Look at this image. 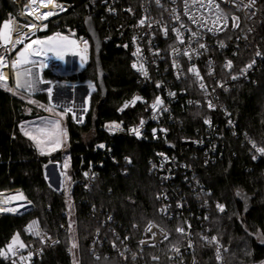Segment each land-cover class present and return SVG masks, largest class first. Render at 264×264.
Masks as SVG:
<instances>
[{"label": "trees", "instance_id": "obj_1", "mask_svg": "<svg viewBox=\"0 0 264 264\" xmlns=\"http://www.w3.org/2000/svg\"><path fill=\"white\" fill-rule=\"evenodd\" d=\"M59 1L70 3L73 11L50 21L46 31L40 33V38L74 27L87 35L83 16L89 2ZM16 10L10 0H0V35L3 24ZM93 19L101 43L99 56L90 40V59L79 73L67 77L56 76L49 71L43 73L46 81L72 85L92 81L95 87L84 123L77 124L70 114L65 119L71 177L67 193L53 191L44 175L45 165L51 161L60 162L61 154L40 155L20 128L23 123L42 117L43 110L29 103L25 94L12 95L0 87V193L21 189L34 205L33 211L22 216L0 214V248L16 234L23 236L25 244L31 242L24 236L23 228L38 219L60 243L47 247L37 264H74L68 226L70 197L75 201L73 219L80 228L79 264H134L118 256L98 259L92 254L91 241L104 228L96 218L101 212L103 216L98 219L112 216L121 233L133 240L142 237V230L149 222H155L174 234L173 223L159 213L160 184L158 178L150 174V162L155 160L156 153L167 152L165 146L150 138H111L105 131V126L112 122H138L140 107L123 116L118 115L117 110L125 99L146 94V89L137 84L129 52L123 48L120 26L124 19H105L101 14H93ZM33 99L44 106L49 105L47 93L36 94ZM222 103L236 121L241 134L239 138L227 134V139L221 143L223 155L215 165L203 167L195 163L199 179L209 194L208 226L226 248L224 264H264V151L263 156L257 158L250 146L255 144L260 150L264 149V71L257 77L256 84H244L223 93ZM209 116L206 110L180 114L183 126L177 130L187 138L193 137L201 120ZM242 136L250 144L245 143ZM90 167H93L96 178L92 191L86 192L79 180ZM74 183L76 186L71 191ZM237 191L254 197L246 215L243 214L242 203L236 198ZM218 205L223 206V211L216 207ZM192 207L198 212L194 205ZM171 245L146 250L145 264H170L168 254ZM201 258L202 264H215L213 251L208 248L201 250Z\"/></svg>", "mask_w": 264, "mask_h": 264}, {"label": "built area", "instance_id": "obj_2", "mask_svg": "<svg viewBox=\"0 0 264 264\" xmlns=\"http://www.w3.org/2000/svg\"><path fill=\"white\" fill-rule=\"evenodd\" d=\"M51 1L55 4V14L38 20L26 14L32 0H10L17 8L15 14L8 17V21L15 22L13 37L27 35L32 25H35L36 29L31 36L25 37V42L32 38L40 39V33L46 31L50 21L73 11L68 2ZM88 2L92 17L93 14H101L105 19H124L120 26L123 48L129 52L137 84L146 89V94L125 99L117 110L118 115L123 116L131 109L140 107L138 122H112L105 126V131L111 138H150L165 146L167 152L156 153L155 160L150 162V174L158 178L160 184L159 213L174 225L172 234L161 225L149 222L142 230V237L133 240L131 236L121 233L112 216L98 219L100 215L103 216L101 212L96 218L104 228L91 241L92 254L98 259L118 256L134 264H145L146 250L159 249L172 243L168 254L170 264H202L201 250L207 248L213 251L215 264H224L226 248L208 226L209 194L199 179L200 173L195 163L203 167L215 165L223 155L221 143L227 139V134L234 138H239L241 134L236 121L222 103V94L244 84H256L257 77L264 71V0ZM87 18L86 13L84 22ZM66 33L77 41L74 52L83 51L81 58L89 61L91 42L87 35L82 34L77 27L68 28ZM0 48L8 51L2 55L5 59L18 49L20 52L22 44L16 42L12 46L1 41ZM71 56L68 53L66 58ZM13 62L10 61L11 80L13 73L18 70ZM51 62L55 61L43 64L48 67ZM141 65L147 71V76L138 71ZM193 68L196 72L190 71ZM87 86L90 87L89 84ZM93 89L90 88L91 94ZM157 97L162 103L153 109ZM202 110H206L210 116L201 120L193 137L187 138L181 130H177V127L183 126L180 114ZM116 125L119 128H115ZM133 129H139V135ZM243 136V141L250 144ZM250 146L257 158L263 156L257 145ZM52 167H55V171L51 170ZM44 175L57 193L64 192L58 163L45 165ZM95 178L93 167H90L84 171L79 184L84 191L90 192ZM28 202L27 211L18 216L34 209L32 202ZM69 203L74 208L72 197ZM192 205L198 212L193 210ZM23 234L31 242L22 246L8 241L0 248V264H37L47 247L60 243L38 219L29 222L23 228Z\"/></svg>", "mask_w": 264, "mask_h": 264}, {"label": "rangeland", "instance_id": "obj_3", "mask_svg": "<svg viewBox=\"0 0 264 264\" xmlns=\"http://www.w3.org/2000/svg\"><path fill=\"white\" fill-rule=\"evenodd\" d=\"M61 34H63V32ZM26 36L27 35L19 37L20 39L17 40V43H20L21 40L23 39V37L25 38ZM52 36H53V34L49 35V36H45V37L47 38V41L51 42V41H54L52 39L53 38ZM0 41H1V39H0ZM3 43L9 44V42L6 40H3ZM24 47H25V49H23V53L26 54L28 62H36V61H32V59L36 60V58L33 56L32 52H31V49L29 47V43H27V45H24ZM4 53H8V51L3 49V48H0V56H2ZM76 53H79L80 55H82L83 51H76ZM18 54H19V49L15 53H13L12 56L7 55L5 60H6L8 66H10V61H12V60H14V62H13L14 66H17L18 64H20L19 57L16 56ZM29 55L31 56L32 59L30 58ZM15 56H16V58L14 59ZM43 60L45 61L46 59H41L40 61H43ZM63 61L66 62L65 60H63ZM86 65L84 67H86ZM84 67L80 68V67L74 66L70 63H63L62 64L60 62L59 63L51 62V65H49L47 67L43 63H37V64H33L30 66H23L22 68L16 70L13 73V80L10 79L11 82L9 81L10 85L7 84L5 81H2L0 79V87L7 89L12 95H14L16 93L17 94H20V93L25 94L27 97H29V99H28L29 103L34 104L35 107H38L41 110H43L44 115L42 117H40L38 119L31 120V121H27V122L23 123L20 126V128H21L22 133L33 142L35 148L37 149V151L40 155L52 156V155H55L56 153L61 154L62 159L60 160V162L51 161V164L52 163L53 164H55V163L59 164V173H60L61 178H62V184H63V191L64 192H66L67 189H69L70 184H71V177H70V172H69L70 155H69L68 135H67V131H66L65 119H66L67 115L70 114L72 116L74 122H76L77 124H83L84 120H85V116H86V114L90 108V99H91L90 96H91V94L89 95V93H87V95H86L88 98L87 101H86V99H85V101H83L84 95H82V97L79 100H77V102H78L77 105L79 107H82L87 102L86 111H84V112L73 113V112L69 111L68 109L67 110L66 109L61 110L59 108H54L50 105L51 104L50 99H49V105H48L49 107L44 106L43 104H41L39 102H34L33 96H35L36 94L33 95V94L28 93V92L21 89L23 86H22V84L21 85L17 84L16 74L24 72L25 75H28L29 71L32 70L35 81H37V79H38L37 73H39V75H40L39 77L41 78V80L44 83L50 82L52 84V85H50V87H51L50 89H52L53 87H55L56 83L59 81H46V80H44L43 79V73L45 71H49L53 75H56V76L67 77V76L79 73L81 70L84 69ZM87 82L88 83H85V84L86 85L89 84V86H90L89 88L94 87V83L92 81H87ZM62 83L66 84L68 82H62ZM36 84L37 85L35 86V90H41V92L37 93V94L47 93V92H42V90L46 89L45 87H43V86L41 87V85L38 83H36ZM85 84H83V85H85ZM93 90H95V89H93ZM89 92H90V90H89ZM88 95H89V97H88ZM55 101L58 103L57 98H55ZM56 122H58V124ZM25 133H27V135ZM49 186L53 191H55L52 185H49ZM68 208H69L68 209L69 229L71 232V251H72L74 264H79V261H80V253H79L80 252L79 251L80 245L78 242V232H80V228H79V226H77L75 220L73 219L74 208H71L70 204H69ZM33 210L34 209H30L29 212H31ZM1 213H3L4 215L5 214L14 215L11 212H0V214ZM17 213H19V212H16L15 214H17ZM11 242L13 244H16V245H22V246L25 245L24 238L21 234H16L14 236V238L11 240Z\"/></svg>", "mask_w": 264, "mask_h": 264}, {"label": "crops", "instance_id": "obj_4", "mask_svg": "<svg viewBox=\"0 0 264 264\" xmlns=\"http://www.w3.org/2000/svg\"><path fill=\"white\" fill-rule=\"evenodd\" d=\"M56 32L53 34V40L54 41H47V38L45 36L41 37L39 39L42 47H43V52L48 54L49 56H53V60L55 63H70L74 66L83 68L88 60H83L80 56L79 53L74 52V48L77 45V41L75 38L71 37L69 34L66 32ZM68 53L71 54V57H68ZM20 60V65L19 66H14L15 69H19L20 67L23 66H30L33 64L40 63L42 61H36V62H28L27 56L25 53H23V48L20 50L19 54L17 55ZM65 60L66 62H64ZM46 63V62H42ZM49 65V64H48ZM51 65V64H50ZM37 72V71H36ZM39 73H37V81H35L34 76H33V71H29L28 75H25L24 72L17 73L16 74V80L17 84L21 85L22 88H25V91L28 93L33 94L35 91V86L37 85L36 83L40 84L41 87H45V90H42V92H47L49 94V99H50V105L54 108H59L61 107H66V110L68 109L69 111L73 113H79V112H84L85 111V106L87 107V102L84 104L82 107H79L77 104V100H79L82 95H84L83 101H87V93L89 95L91 94L90 88L85 84H75V88H73L72 93H70L67 88L66 90L63 88H60L58 91H56L55 87L51 89V92H49V89L51 88L50 85H52L50 82L44 83L41 78L39 77ZM42 81V82H41ZM50 84V85H47ZM68 85V83H66ZM72 85V84H69ZM21 88V89H22ZM90 90V92H89ZM88 95V97H89ZM55 98H57L58 103L55 101ZM49 107V106H48ZM64 110V109H61Z\"/></svg>", "mask_w": 264, "mask_h": 264}, {"label": "bare ground", "instance_id": "obj_5", "mask_svg": "<svg viewBox=\"0 0 264 264\" xmlns=\"http://www.w3.org/2000/svg\"><path fill=\"white\" fill-rule=\"evenodd\" d=\"M55 11H56L55 4L52 3L51 0H32V2L27 6L26 14L33 15L37 17L38 20H42L45 17L53 16L55 14ZM5 24L8 25L7 28H5ZM14 25L15 22L7 21L2 26L1 35H0L1 41L2 43L3 40L9 42V44L5 43V45L14 46L17 40L20 39V38H15L12 35V30ZM35 29L36 26L32 25L31 31L27 34V36H31ZM26 42H25V38L23 37V39L20 42L22 44L23 49H25L24 44ZM29 47L31 49L33 56L36 58V60H33L29 55L32 61H40L41 59H46L45 61L43 60L42 62H49L50 60H53L52 56H49L48 54L43 52V47L38 38L30 39ZM10 75H11L10 66L7 65V62L3 58V56H0V79L8 83V81H10L11 79ZM51 170L55 171V167H52ZM28 203L29 202L27 198L24 196V193L20 190H12L6 193H0V209H5L4 211H0V212H11L14 215L18 216L27 211V209L29 208ZM16 212L19 213L15 214Z\"/></svg>", "mask_w": 264, "mask_h": 264}, {"label": "water", "instance_id": "obj_6", "mask_svg": "<svg viewBox=\"0 0 264 264\" xmlns=\"http://www.w3.org/2000/svg\"><path fill=\"white\" fill-rule=\"evenodd\" d=\"M84 2H88L89 0H82ZM86 12L88 15V18L85 21V25H86V29H87V37L93 42L94 46H95V51H96V55L97 57L99 56V51L101 49V43H100V39H99V35H98V30H97V25L93 19V17L90 15L91 14V7L89 4L86 5ZM50 85V84H47ZM60 88H63L72 93L73 88H75L74 85H66L62 82H57L55 85V89L56 91H58ZM22 90L25 91V88H22ZM41 90H35V92L33 93V95L40 93ZM86 108V106H85ZM84 108V109H85ZM61 109H66V107H61ZM169 148H172V146H169ZM76 186V183H74L71 187V191L73 190V188ZM236 198L239 202L242 203L243 207H244V215L247 214V212L250 209L252 200L254 199L253 196H246L245 194L241 193V192H236Z\"/></svg>", "mask_w": 264, "mask_h": 264}, {"label": "snow or ice", "instance_id": "obj_7", "mask_svg": "<svg viewBox=\"0 0 264 264\" xmlns=\"http://www.w3.org/2000/svg\"><path fill=\"white\" fill-rule=\"evenodd\" d=\"M141 23H143V21H141ZM7 26H8V25L5 24V28H7ZM177 35L179 36V32H177ZM200 47H204V45H200ZM221 47H223V45H221ZM138 52H139V49H137V53H138ZM185 54L187 55V53H185ZM258 55H259V53H258ZM228 66L230 67V62H229V65H228ZM133 67L135 68L136 65L134 64ZM249 67H251V65H249ZM138 71H140L143 75L147 76V71L143 68V65L140 66V68L138 69ZM190 71L196 72V69L193 68V69H190ZM197 75H198V73H197ZM200 86H201V88L204 87L203 84H201ZM49 92H51V89H49ZM170 95H171V93H170ZM137 99H139V98H137ZM133 102H135V101H133ZM161 103H162V101L159 99V97H157L156 103H154V104L152 105L153 109H157ZM125 106H127V105H125ZM209 106L211 107V104H210ZM56 123L58 124V122H56ZM205 123H208V121H205ZM141 126H143V122H141ZM115 128H119V125H116ZM115 128L112 129V130H115ZM133 131H134L137 135H139V129H133ZM154 131H155V130H154ZM25 134L27 135V133H25ZM100 147H103V145H100ZM261 151H264V149H262ZM218 207L220 208L221 211H223V206L218 205ZM4 210H5V209H0V211H4ZM9 210H10V209H9ZM149 230H150V229H149ZM178 230H179V231H182V229H178ZM37 234H39V233H37Z\"/></svg>", "mask_w": 264, "mask_h": 264}]
</instances>
